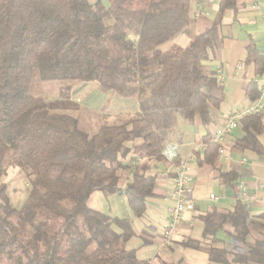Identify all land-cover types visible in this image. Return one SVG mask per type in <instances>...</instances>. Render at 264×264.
<instances>
[{"label":"trees","instance_id":"obj_1","mask_svg":"<svg viewBox=\"0 0 264 264\" xmlns=\"http://www.w3.org/2000/svg\"><path fill=\"white\" fill-rule=\"evenodd\" d=\"M191 3L0 0V180L17 168L30 184L20 207L10 204L8 186L0 184V264H149L126 248L136 235L132 220L94 210L89 200L95 192L116 194L126 198L134 217H143L159 197L161 177L151 164L169 165L163 149L174 143L179 118L207 128L216 122L225 90L205 63L223 45L226 12L237 13L240 5L221 0L211 27L186 48L161 50L188 33ZM246 50V65L263 76L264 52L252 37ZM36 77L97 83L104 93L136 99L139 111L91 136L77 115L66 112L65 94L55 101L35 95ZM245 90L251 102L260 97L254 81ZM238 127L243 136L234 148L264 157V113L243 115ZM206 142L197 163L214 170L235 205L202 213V241L183 244L198 249L209 242L213 263L264 264V226L257 229L241 200L238 174L219 166V146ZM123 173L130 174L126 187ZM258 220L264 225V212Z\"/></svg>","mask_w":264,"mask_h":264},{"label":"crops","instance_id":"obj_2","mask_svg":"<svg viewBox=\"0 0 264 264\" xmlns=\"http://www.w3.org/2000/svg\"><path fill=\"white\" fill-rule=\"evenodd\" d=\"M237 1L240 5L237 13L230 10L224 16L221 28L224 37L222 47L211 52L209 61L205 63L207 69L217 76L225 90V101L217 111L216 123L208 128L198 125L184 128L178 124L175 135L178 134L179 138L172 141L178 144L182 158L193 155L196 159L191 165L195 211L186 215L185 220L178 226L173 245L164 247L160 231L167 221L166 209L173 205L170 199L173 178L169 176L173 173V166L168 163V166L160 168L161 179L157 192L159 197L151 201L143 217L136 218L132 213L127 216L132 220L136 235L126 244V248L135 250L140 261L149 264H218L210 261L209 242L204 241L198 249L186 247L183 243L188 239L202 241L204 225L199 216L208 209L216 207L222 211L233 210L235 200L231 192L220 184L214 170L208 166L198 165L196 155L205 152L208 147L206 138L212 142L215 129L227 125L229 117L236 116L239 120L243 116L251 104L246 96L245 85L254 81L260 88L264 81V75H256L254 65L245 63L248 56L246 45L250 37L257 42L259 50L264 52V8L258 7V4L263 3L264 0ZM220 2L221 0H192L193 21L190 29L198 31L204 22H212L219 11ZM190 29L188 33L179 34L170 43L162 45L161 50L168 51L174 47L186 48L193 38L190 37ZM242 136L239 127L229 133L227 143L224 144L225 147L223 146L226 155L219 154V166L224 172L238 174L237 187L243 183L245 191L252 197L248 208L257 229L261 230L264 225L258 217L264 212V157L250 151L236 150L234 145ZM246 156L251 157L250 164L243 162ZM217 187L222 195H218L219 200L214 202L210 200V195H216L213 191ZM114 210H109V215L117 218H120L117 215L121 216L123 212H127L126 209H122V212L116 210L114 212ZM227 239L228 237H223V240L228 241Z\"/></svg>","mask_w":264,"mask_h":264},{"label":"rangeland","instance_id":"obj_3","mask_svg":"<svg viewBox=\"0 0 264 264\" xmlns=\"http://www.w3.org/2000/svg\"><path fill=\"white\" fill-rule=\"evenodd\" d=\"M88 1L92 4L95 3V0ZM209 27H211V22H204L198 31L191 28L190 37L198 35ZM34 93L35 95L43 97L46 101L59 100L62 98V95L65 94V97L68 99V101L66 100L67 102H65L66 112L71 115H77L80 120L79 125L81 130L91 136L96 134L100 127L126 122L139 111L136 99L123 98L111 92L104 93L100 90L97 83L41 82L36 77L34 81ZM178 124L184 128L197 126L189 124L182 118H179ZM228 135L229 134L226 136L224 144L227 143ZM178 138V134L173 135V139ZM261 140L264 143V138H261ZM132 156L133 154H130L128 159H131ZM245 158L250 164L251 157L246 156ZM142 162L143 160L137 161L138 164ZM164 166L165 165L153 162L151 164L152 172L154 174H159L160 168H163ZM130 180V174L123 173L120 182L121 187H126ZM1 183H6L8 185L7 196L10 204L15 207H20L30 192V184L25 173L17 168L11 169L9 173L0 180V184ZM158 190L159 186L156 188V192H158ZM213 193L217 196L222 195L219 187L215 188ZM89 206L94 210L107 214L110 213L109 210L111 209L120 212H122V209H126V213L123 212L121 216L117 215L120 218L127 217L132 213L126 198L116 194L106 196L102 192H95L90 197Z\"/></svg>","mask_w":264,"mask_h":264},{"label":"built area","instance_id":"obj_4","mask_svg":"<svg viewBox=\"0 0 264 264\" xmlns=\"http://www.w3.org/2000/svg\"><path fill=\"white\" fill-rule=\"evenodd\" d=\"M212 1V0H209ZM258 7L264 8V2L258 4ZM242 67H240L241 69ZM260 97L251 102L250 106L245 110L243 115H254L264 113V81L260 88ZM238 128V118L236 116L229 117L227 125L215 129L212 143L219 146V154L226 155L224 143L227 134ZM165 160L173 166L174 179L170 191V199L173 205L167 207V221L162 226L160 235L163 240L164 247H170L174 243V234L178 226L185 220L186 215L195 211V203L193 200V188L191 186V165L195 162V156L190 155L187 158L180 156L179 146L175 143H168L163 149ZM246 163L247 160L243 159ZM239 196L241 200L249 205L252 197L245 191L243 183L239 185ZM210 200L217 202L219 197L211 194Z\"/></svg>","mask_w":264,"mask_h":264}]
</instances>
